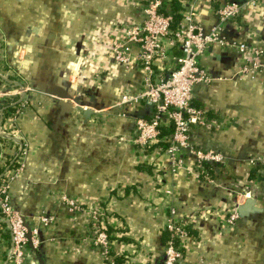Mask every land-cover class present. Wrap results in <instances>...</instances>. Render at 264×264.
Listing matches in <instances>:
<instances>
[{
  "label": "crops",
  "instance_id": "crops-1",
  "mask_svg": "<svg viewBox=\"0 0 264 264\" xmlns=\"http://www.w3.org/2000/svg\"><path fill=\"white\" fill-rule=\"evenodd\" d=\"M178 1L181 17L194 4L208 31L231 0ZM145 3L0 0V126L26 146L9 197L37 234L36 245L28 238L20 264H162L171 209L188 226L180 264H264V169L249 162L264 154V72L240 74L244 59L234 45L264 51V0L227 21L221 32L227 44L210 45L199 58L212 79L193 88L191 102L204 124L190 125L188 134L190 144L223 156L209 169L213 182L197 174L185 150V164L173 170L165 148L154 145L147 168L132 139L135 116L148 117L150 109L112 107L141 88L139 64L117 62L108 50L142 21ZM181 55L174 45L161 62L175 67ZM65 77L91 113L74 106L57 123L56 99L37 83ZM19 81L31 89L14 96L18 102L7 114L4 95ZM13 150L0 133V167ZM234 210L238 217L228 223ZM94 214L108 231L107 253L94 241Z\"/></svg>",
  "mask_w": 264,
  "mask_h": 264
},
{
  "label": "built area",
  "instance_id": "built-area-1",
  "mask_svg": "<svg viewBox=\"0 0 264 264\" xmlns=\"http://www.w3.org/2000/svg\"><path fill=\"white\" fill-rule=\"evenodd\" d=\"M165 1L146 0L142 21L129 26L124 38L110 46L108 53L115 61L126 65L138 63L142 70L141 88L135 93L121 95L112 107L142 103L150 109L148 117L135 116V135L132 139L139 153L145 161H148L146 162L148 165L150 162L145 156L149 155V149L153 147L155 141L163 139L161 124L163 120H166L172 127V132L167 138L164 151L170 156L172 169H180L185 164L180 154L185 150L193 156L195 166L199 170L197 174L207 181H212L209 169H214L216 165L221 164L224 161L223 156L219 152L190 144L188 134L190 125L204 124V113L191 102L193 88L200 82L207 83L212 79L211 75L200 65L199 58L210 45L227 44L221 34L223 25L247 7L260 4L262 0L225 2L217 10V22L208 31H205L199 22L194 4H190L178 24L171 27L173 16L161 11ZM174 45L181 49L182 55L177 58L175 67L170 69L166 75H161L160 72L167 68L161 61L167 57L168 48ZM234 45L242 53L244 59L239 69L240 74L253 71L264 72V51L262 49L248 46L243 42ZM17 87L12 93L4 95V98L9 99L8 104L16 105L18 99L13 97L31 89L23 83L21 87ZM5 127L0 126V133L6 136L7 142L12 143L14 149L12 160L19 161L20 164L13 169L6 166L0 175V232L4 228L10 232L9 245L0 233V250L3 257L0 264H20L29 240L26 235L28 230L24 225V222H27L11 206L9 187L14 175L23 166L26 146L18 135ZM249 162L264 169V154L250 158ZM164 193L170 194L171 191L165 189ZM248 194L245 192L244 195ZM237 217L238 212L234 210L230 213L227 222L232 223ZM39 219L42 223L48 220L43 215H40ZM91 219H93L95 230L94 241L104 253H107L109 235L102 222L103 218L94 214ZM165 230L168 239L162 248V264H180L183 257L181 243L188 235L187 222L177 218L175 211L171 209ZM30 233L31 241L33 245H36V229L31 228Z\"/></svg>",
  "mask_w": 264,
  "mask_h": 264
},
{
  "label": "water",
  "instance_id": "water-1",
  "mask_svg": "<svg viewBox=\"0 0 264 264\" xmlns=\"http://www.w3.org/2000/svg\"><path fill=\"white\" fill-rule=\"evenodd\" d=\"M16 85L18 87H21V84L18 82H16ZM37 87L41 91H45L49 95L54 96V98L56 99V104L59 108L57 123H60L61 119L65 118V116L72 111L74 106L77 108H81L85 116L88 117L90 115L91 113L90 109H83L84 107L82 108V106L85 105L86 102L82 101L80 97L75 95V93L72 90L73 88H70L71 83H69L68 77H65L63 82H61L60 84H54V83L46 84L44 82H38ZM252 200H253L252 198H248L245 200L243 204H249L250 201ZM238 209H240V207ZM24 225L28 230L26 235L28 238H30L31 236L30 229L27 223L24 222Z\"/></svg>",
  "mask_w": 264,
  "mask_h": 264
},
{
  "label": "trees",
  "instance_id": "trees-1",
  "mask_svg": "<svg viewBox=\"0 0 264 264\" xmlns=\"http://www.w3.org/2000/svg\"><path fill=\"white\" fill-rule=\"evenodd\" d=\"M180 8V3L178 0H166L164 3H163V8L161 9V11L163 12H167V13H170L172 16H173V22L171 24V27H175L178 22L180 21L181 19V15L178 11V9ZM167 68L164 70H162L160 72L161 75H166L167 72L172 69L173 67H168L166 66ZM14 98V97H13ZM9 102V99L5 98L4 99V103L2 105H4V110H5V113H10L14 110V104H8ZM172 132V127L167 123V124H161V135L163 136V139H158L157 141H155L153 143L152 146L154 145H160L162 147H165L166 144H167V138L169 137L170 133ZM8 144H10V146H12V143L8 142ZM13 154L10 153L8 155V158L6 159V161L3 163V165L0 167V172H3L6 168V166H8V168L10 169H13V168H16L19 166V161H13L12 158H13ZM147 168L149 169H152L150 168V165H146ZM150 171H153V170H150ZM107 231V229H106ZM187 232H188V226H187ZM1 235L9 242L10 240V232L8 229H3L1 232ZM108 233V231H107Z\"/></svg>",
  "mask_w": 264,
  "mask_h": 264
},
{
  "label": "rangeland",
  "instance_id": "rangeland-1",
  "mask_svg": "<svg viewBox=\"0 0 264 264\" xmlns=\"http://www.w3.org/2000/svg\"><path fill=\"white\" fill-rule=\"evenodd\" d=\"M18 63V62H17ZM24 94V93H23ZM23 94H21V95H23Z\"/></svg>",
  "mask_w": 264,
  "mask_h": 264
}]
</instances>
